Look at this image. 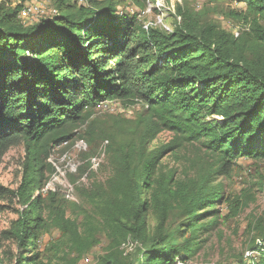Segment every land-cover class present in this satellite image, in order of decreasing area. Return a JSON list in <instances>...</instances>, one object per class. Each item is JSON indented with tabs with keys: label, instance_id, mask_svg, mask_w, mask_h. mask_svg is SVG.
Wrapping results in <instances>:
<instances>
[{
	"label": "trees",
	"instance_id": "obj_1",
	"mask_svg": "<svg viewBox=\"0 0 264 264\" xmlns=\"http://www.w3.org/2000/svg\"><path fill=\"white\" fill-rule=\"evenodd\" d=\"M119 1L54 0L56 15L32 25L0 3V158L25 150L20 184H0L20 206L0 232V264H78L102 238L96 264H183L217 227V205L236 210L213 180L239 158H264V0L227 12L238 34L183 6L168 30L145 27L118 14ZM106 101L141 111L96 116ZM79 129L90 151L67 173L70 189L47 186L56 169L46 159ZM163 131L170 138L152 146ZM93 151L104 154L103 177L84 175ZM253 228V264H264V213ZM52 229L59 236L40 251Z\"/></svg>",
	"mask_w": 264,
	"mask_h": 264
},
{
	"label": "rangeland",
	"instance_id": "obj_2",
	"mask_svg": "<svg viewBox=\"0 0 264 264\" xmlns=\"http://www.w3.org/2000/svg\"><path fill=\"white\" fill-rule=\"evenodd\" d=\"M78 4H85V0H74ZM144 3L141 8L136 0H120L117 5V13L122 10L129 14H135L144 25L158 24L164 28H170L175 21L172 16L176 14L178 6H183L198 14L202 22L214 23L220 27L238 34V30L243 28L242 24L231 19L227 12L230 10H243L245 3L241 0H138ZM0 3L11 7L20 6L19 18L24 25H32L41 19L53 17L55 13L54 0H0ZM179 20V18H176ZM112 106L115 113L126 118H134L141 111L140 105L126 106L119 101H113ZM99 106L94 109L96 116L105 115ZM219 119V118H216ZM79 129L73 137L67 141L56 145L46 162L55 169L56 174L51 175L48 185H59L62 190L69 188L67 180L68 172H75L76 167L81 164L83 154L89 150L86 136L82 135ZM170 138L167 131L161 132L156 140L151 144L159 145ZM96 151H93L95 154ZM182 154L185 151L181 152ZM92 158L91 166L84 175L103 177L107 174V168L100 165L104 159L103 152L96 153ZM25 158V150L22 144L11 146L0 158V184L9 190H15L20 184V173L22 163ZM166 167H182L180 162L173 156L167 155L162 160ZM99 167V168H98ZM85 180V179H84ZM213 183H219L225 192L226 197L234 200L236 210H230L226 204L217 205L220 209V219L217 227L210 232L207 240L192 258L183 264H253L260 261V253L249 250L250 241L255 236L256 228L253 225L264 213V158H239L228 174L218 175ZM75 198V197H74ZM17 199L9 195L0 197V232L9 227L10 222L17 218L19 209ZM66 213L75 216L77 210L69 203H65ZM59 236L56 229L42 234L37 240L40 251H43L48 244ZM106 241L104 238L100 243L92 247L79 261L78 264H96V257L101 253ZM6 248L11 246L15 250V245L8 241L4 242ZM127 248L130 250L131 245ZM133 249V248H132ZM131 249V250H132ZM50 255V254H48ZM51 256V255H50ZM176 264H181L176 262Z\"/></svg>",
	"mask_w": 264,
	"mask_h": 264
},
{
	"label": "built area",
	"instance_id": "obj_3",
	"mask_svg": "<svg viewBox=\"0 0 264 264\" xmlns=\"http://www.w3.org/2000/svg\"><path fill=\"white\" fill-rule=\"evenodd\" d=\"M55 13H56V9H55ZM148 24L145 25V27H147ZM167 30L169 28H166ZM99 107L103 110V111H106V112H109V113H114V108L112 106V101L109 102V101H106V102H102Z\"/></svg>",
	"mask_w": 264,
	"mask_h": 264
}]
</instances>
